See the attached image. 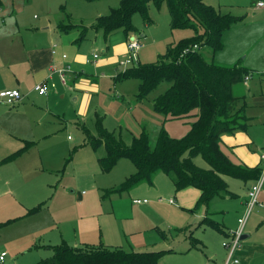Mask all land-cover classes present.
I'll list each match as a JSON object with an SVG mask.
<instances>
[{"label":"rangeland","instance_id":"obj_1","mask_svg":"<svg viewBox=\"0 0 264 264\" xmlns=\"http://www.w3.org/2000/svg\"><path fill=\"white\" fill-rule=\"evenodd\" d=\"M0 1V32L16 34L17 31L22 33L20 29L30 32L44 29L43 33L53 35L54 31L56 36L60 32L56 30L59 25L71 26L56 36L68 59L79 56L84 60L95 54L99 57L96 63H107H84L79 68L71 66L76 75L70 83L55 82L56 90L50 100L46 102L44 97L37 104L49 111L42 115L39 122L42 126L21 128L16 125L20 133L0 128V136L11 146L9 155L24 146V142L19 141L21 137L25 136L26 142L32 143L13 160L20 161L18 165L23 171L21 181L17 183L23 195L28 196L25 191L29 183L26 181L30 180L29 175L32 178L30 186L37 197L31 195V200L36 206L34 209L38 208L28 217L1 226L0 251L7 253L4 264H36L50 258L53 247L62 243L71 247L101 243L126 252L162 251L157 264H193L197 256H204V247L211 253L225 252L226 258L222 247L224 239L218 242L215 229L200 225L205 216L221 222L224 209L220 201L212 202L209 207L197 206L195 188L176 192L170 178L163 174L154 178L152 186L142 184L129 191H111L133 174L135 167L123 158L109 172H102L98 160L105 154L104 147L93 148L87 141L86 136L96 135L98 118L107 132L126 145L145 130L151 149L161 130L170 137L182 138L195 120L192 116L165 120L154 111L153 102L169 87L167 82L159 83L146 98L138 100L139 81L119 78L126 68L120 66L121 55L114 56L111 50L122 44L125 36L118 30L105 37L100 29H96L95 23L98 17L117 8L120 0ZM249 2L204 0L222 14L234 16H242L241 10ZM148 17V24L143 23L138 13L131 18L136 34L145 36H131L139 38L143 45L138 53L137 64L141 65L156 62L169 45L193 34L191 30L170 29V15L165 3L160 7L150 3ZM46 27L49 29L45 30ZM239 29L232 26L223 33V48L215 53V63L225 66L238 63L239 54L235 48ZM204 54L207 60H212L209 50H204ZM21 107L3 106L9 113L0 110V123L5 119L15 123L19 119H14L15 114L22 115L17 114ZM10 126L7 123L8 129ZM12 134L16 136V142ZM5 142L0 140V145ZM9 161L0 163V167ZM193 162L200 168H208L200 157H194ZM158 198H173L175 204L158 202ZM134 199H146L150 204L147 207L136 205ZM25 230L30 234L26 238L27 245L21 234Z\"/></svg>","mask_w":264,"mask_h":264},{"label":"trees","instance_id":"obj_2","mask_svg":"<svg viewBox=\"0 0 264 264\" xmlns=\"http://www.w3.org/2000/svg\"><path fill=\"white\" fill-rule=\"evenodd\" d=\"M87 2L97 0H85ZM160 7L165 3L170 15V29L191 30L193 34L167 47L158 60L150 64H136L119 75L121 80L137 79V99L146 98L161 82L169 87L153 102L154 111L165 120L194 117L187 134L182 138L170 137L161 130L153 149L149 146L145 130L126 145L113 133L107 132L98 118L96 135L86 136L96 148L104 147L105 154L98 162L102 172H109L121 159H128L135 172L111 191H129L139 185H153L158 174L168 176L176 192L195 188L199 192L197 206L209 207L212 202L226 195L225 177L256 182L262 173L260 167H247L236 162L225 152L221 137L225 134L245 131L249 125L243 106L242 82L247 71L239 65L225 66L214 62V55L223 48V33L239 23L241 17L222 14L204 0H120L117 8L96 19L95 27L108 34L121 30L127 39L136 34L131 18L138 13L148 24V6ZM1 6V1H0ZM68 28L59 27L66 32ZM195 47V48H194ZM209 50L212 60H207L204 50ZM32 143L4 158L1 163L13 160L25 152ZM200 157L208 168H200L194 162ZM38 209V208H35ZM31 210V212L35 211ZM200 225L222 232L221 226L207 216ZM50 258L36 264H156L162 251L126 252L99 244L71 247L61 244L53 247Z\"/></svg>","mask_w":264,"mask_h":264},{"label":"crops","instance_id":"obj_3","mask_svg":"<svg viewBox=\"0 0 264 264\" xmlns=\"http://www.w3.org/2000/svg\"><path fill=\"white\" fill-rule=\"evenodd\" d=\"M257 1L250 0L247 6L241 10L244 16H237L241 17L242 20L234 25L235 28H240L235 48L239 54V58L238 63L234 65H239L245 69L247 75L250 76L246 84L242 82V89H238L240 94L243 95L240 104L243 106L244 112L249 118V125L245 131L225 134L221 137V144L225 152L236 162L250 168L264 165V160L262 159V155H264V8L257 9ZM59 27L60 25L56 30H59ZM48 29L49 27H46L45 30ZM20 30L22 33L19 31L16 34L13 32L7 34L0 32V91L18 90L23 96L19 103L10 107L12 109L22 106L23 108L21 107L22 109L17 112V114H22L21 117L15 114L14 119L19 118L15 123L5 119L0 123V128L16 133H20L16 125H19L21 128H30L33 125L40 124L39 122L43 118L42 115L49 113L48 110L38 107L37 104L44 97H46L45 101L48 102L54 91L47 96H39L32 88L46 78L51 65L59 67L63 64H68L70 67L79 68L84 63H96L95 61L99 58L97 57V59L93 60L91 56L82 60L79 56H75L73 59H68L67 57V60L63 61L60 57L64 53L63 48L56 36L65 32L59 30L58 35L55 36L54 31H52L53 35L43 33L44 29H42V32L39 30L34 32L27 31V29ZM25 32L26 35H23ZM138 36L145 37L143 34ZM128 38H124L122 44L113 46L111 53L114 56L121 55L122 59L124 58ZM54 46L57 54L51 55V49ZM96 64L102 65L107 63L102 62ZM3 106L0 105V110L6 114L7 112L9 113V111L2 108ZM7 123L12 125L10 126L11 129H8ZM12 136L15 141L16 136L14 134ZM0 140L6 141L5 145H0L1 163L9 155L11 146L10 144L8 145L5 137L0 136ZM19 141L26 142L27 140L23 136ZM18 162L20 161L11 160L5 166L0 167V228L7 223L30 216V211L36 207L34 201L31 200V195L36 196V194H34L30 186L32 180L30 175V180L26 181V183H29V185L27 184L29 187L25 191L28 196L23 195L21 189L18 188L20 184L17 185V183L21 181L20 178L23 172L19 168ZM31 169L32 166L30 168V174L32 173ZM224 179L231 195H226L214 201H220L224 209L221 213V222H218L222 228V232L215 230L218 234V242H221L223 239L225 240L227 233L236 228V220L244 212L247 193L252 185V181H242L229 177H225ZM44 180L46 181V179ZM42 184L45 185L44 181ZM185 190L180 192L182 193ZM197 193L199 196L198 191ZM166 200L165 203H167ZM259 201L264 205V182L261 187V193L259 194ZM149 204L150 201L148 204H143L142 206L147 207ZM229 215L232 217L227 221ZM21 234L23 243L27 245L26 238L27 236L30 237V234L26 230ZM244 235H246V239L242 240L241 249L238 251L241 264H264V209H254L247 220ZM88 245L95 246L93 244ZM204 250V256L202 254L200 257L197 256L193 260V264H222L225 260V252L221 254H217L216 252L211 253L212 251L208 247H204ZM0 252L6 251L1 250Z\"/></svg>","mask_w":264,"mask_h":264},{"label":"built area","instance_id":"obj_4","mask_svg":"<svg viewBox=\"0 0 264 264\" xmlns=\"http://www.w3.org/2000/svg\"><path fill=\"white\" fill-rule=\"evenodd\" d=\"M256 8H264V0H258L256 3ZM143 48L141 40L137 37H129L126 41V53L124 58L120 62V66L124 68H130L136 65L139 61L138 53ZM195 48V47H194ZM57 51L55 46L51 49V55H56ZM61 59L63 61L67 60L66 54H61ZM97 55H92L93 60L97 59ZM76 75L74 71L68 64H63L62 66L51 65L49 67V73L44 80L33 86L32 90L39 96H47L54 90H56V81L65 85L67 82L70 83L72 76ZM249 75H246L243 79V83L246 84L249 80ZM55 79V80H54ZM23 96L18 90H2L0 91V105L13 107L22 100ZM264 160V155H262ZM264 182V165L262 168V173L260 178L252 183L248 193L247 201L245 202V208L243 214L236 220V228L230 230L227 233L226 239L222 243V247L226 251V258L222 264H241V261L237 255L238 251L241 249L242 236L244 235V229L247 220L251 213L256 208L264 209V205L259 201V194L261 193V187ZM165 200L158 199V202H163ZM168 204H174L173 199L166 200ZM149 201L146 199L139 200L134 199L133 204L143 205L148 204ZM5 252H0V264H3L6 258Z\"/></svg>","mask_w":264,"mask_h":264},{"label":"water","instance_id":"obj_5","mask_svg":"<svg viewBox=\"0 0 264 264\" xmlns=\"http://www.w3.org/2000/svg\"><path fill=\"white\" fill-rule=\"evenodd\" d=\"M241 239L242 240H245L246 239V235H243Z\"/></svg>","mask_w":264,"mask_h":264}]
</instances>
